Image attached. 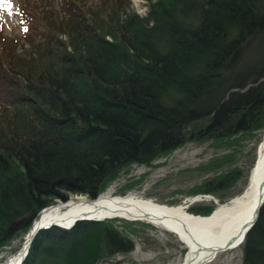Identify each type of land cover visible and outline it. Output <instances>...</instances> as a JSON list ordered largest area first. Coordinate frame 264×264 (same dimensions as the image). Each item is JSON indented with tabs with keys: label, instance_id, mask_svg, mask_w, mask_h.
<instances>
[{
	"label": "trees",
	"instance_id": "1",
	"mask_svg": "<svg viewBox=\"0 0 264 264\" xmlns=\"http://www.w3.org/2000/svg\"><path fill=\"white\" fill-rule=\"evenodd\" d=\"M12 1L22 29L0 25V247L14 236L22 243L57 198L94 199L131 163L149 165L192 140L228 147L233 135L262 126L264 0H156L148 17L124 21L128 0ZM52 4L70 24L50 21ZM230 170L191 194L220 196L240 173ZM111 220L43 229L22 264L56 256L59 264H110L133 249ZM241 246L243 264H264V205Z\"/></svg>",
	"mask_w": 264,
	"mask_h": 264
},
{
	"label": "rangeland",
	"instance_id": "2",
	"mask_svg": "<svg viewBox=\"0 0 264 264\" xmlns=\"http://www.w3.org/2000/svg\"><path fill=\"white\" fill-rule=\"evenodd\" d=\"M31 1H35L39 5L41 4V0ZM12 2V0H8V3L0 5V20L3 23L0 25H2L3 29L7 32L19 33L22 28L17 24L18 14H16L15 9L9 8V6L13 4ZM128 2V8L125 9L124 13H121L120 21H124L129 14H137L142 19L148 17L151 11L150 7L156 0H128ZM94 7L98 8L99 5H94ZM48 9H51L50 14L56 18L53 21V18L50 17L51 22L70 24L67 21L70 20V18L63 12L58 11L55 5L52 4L48 6ZM105 9L106 8L103 7L102 11ZM59 35V39H63L67 42V37L65 35ZM106 39L111 41L110 37ZM263 40L262 37H258L259 42ZM262 47H264V45H260V49L256 55L259 56L264 54V48ZM67 49L70 50L69 47ZM263 132L264 118L260 128L253 127L251 130L249 129L233 135L231 139L235 141H231L233 143L228 147H225V145L214 146L212 144V141H214L213 139L189 141L159 156L149 165L131 163L121 170L118 177L114 179V181H111L103 192L110 187H114L112 188L113 193L116 192L117 195H126L131 192L143 198L157 201L158 203L162 202V204H165L164 202H177L178 204L187 206L213 204L214 207H217L218 204L227 203L230 198L239 195L245 188L248 176L256 161L257 145ZM232 152L234 153V157L229 165L208 172L199 169L201 165L207 164L213 158H223V156ZM230 169H238L240 173L238 172L236 175L233 174V182L228 189L219 190L220 196L213 195L214 201L216 200L217 202H214L212 199L210 200L204 193L191 194L207 177H216L223 174L224 171L228 173L231 171ZM67 195L68 198L73 195H86L85 197L91 198L86 193H68ZM57 199L54 200L52 204L58 201H65L60 198ZM117 218L111 220V223L116 225L119 231L132 240L133 249L128 252L116 254L109 260L111 261L110 264L179 263L184 254L185 247L173 233L145 221ZM20 237L21 236H14L0 247V262L20 246ZM241 245L235 250H229L219 254L208 264H243V251ZM29 250L30 247L28 252ZM53 260H56L54 264H59L58 261L62 262L61 259L58 260L57 256ZM51 262L47 261V264ZM101 264L106 263L102 262Z\"/></svg>",
	"mask_w": 264,
	"mask_h": 264
},
{
	"label": "bare ground",
	"instance_id": "3",
	"mask_svg": "<svg viewBox=\"0 0 264 264\" xmlns=\"http://www.w3.org/2000/svg\"><path fill=\"white\" fill-rule=\"evenodd\" d=\"M263 179L264 132L243 191L227 203L215 206L208 215L188 213L189 206L177 202L162 204L131 192L117 195L113 193L114 187H110L102 194L98 193L94 199L86 195H73L65 201L48 205L39 212L34 224L51 222L69 225L78 217L93 218L82 220H102L103 217L141 220L173 233L181 241L185 251L178 264H208L219 254L235 250L242 244L246 229L256 215L259 196L264 188ZM205 196L214 201L213 195ZM23 242L0 264H18L25 253L26 242Z\"/></svg>",
	"mask_w": 264,
	"mask_h": 264
},
{
	"label": "water",
	"instance_id": "4",
	"mask_svg": "<svg viewBox=\"0 0 264 264\" xmlns=\"http://www.w3.org/2000/svg\"><path fill=\"white\" fill-rule=\"evenodd\" d=\"M264 181V179H263ZM263 186H264V182H263ZM264 205V188H263V191L262 193L260 194L259 196V203H258V208L256 209V215L254 216L253 220L250 222V224L248 225L247 229H246V233L254 226V224L256 223L257 219H258V215H259V212H260V209L261 207ZM104 218H108V217H103ZM110 218V217H109ZM82 219H93V218H76L71 224L69 225H59V224H55V223H47L45 225H35L34 222L30 228V231H29V234L27 235L26 239H25V242H26V247H25V253L23 254V257L21 259V261L18 263V264H21L22 261L24 260L25 256L27 255L28 253V249L30 247V244L33 240V238L35 237V235L37 234V232H39L40 230H43V229H47L49 228L50 226L52 225H59V226H62V227H70L72 226L74 223H76L77 221H80ZM100 220V219H98ZM246 233L244 234L243 236V240L245 238V235Z\"/></svg>",
	"mask_w": 264,
	"mask_h": 264
},
{
	"label": "snow or ice",
	"instance_id": "5",
	"mask_svg": "<svg viewBox=\"0 0 264 264\" xmlns=\"http://www.w3.org/2000/svg\"><path fill=\"white\" fill-rule=\"evenodd\" d=\"M8 3V0H0V5Z\"/></svg>",
	"mask_w": 264,
	"mask_h": 264
}]
</instances>
